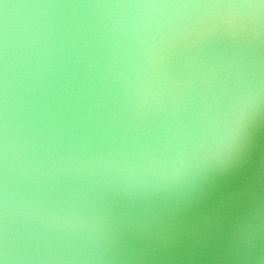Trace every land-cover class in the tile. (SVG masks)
Segmentation results:
<instances>
[{"label": "water", "instance_id": "1", "mask_svg": "<svg viewBox=\"0 0 264 264\" xmlns=\"http://www.w3.org/2000/svg\"><path fill=\"white\" fill-rule=\"evenodd\" d=\"M256 0H0V264H264Z\"/></svg>", "mask_w": 264, "mask_h": 264}, {"label": "clouds", "instance_id": "2", "mask_svg": "<svg viewBox=\"0 0 264 264\" xmlns=\"http://www.w3.org/2000/svg\"><path fill=\"white\" fill-rule=\"evenodd\" d=\"M238 7H247L249 9H255L256 11L250 12L248 17L242 16L232 10L227 11L224 14V22L230 28H237L247 19H251L255 23L259 19V13L264 11V0H256L254 3H249L247 5L238 6Z\"/></svg>", "mask_w": 264, "mask_h": 264}]
</instances>
